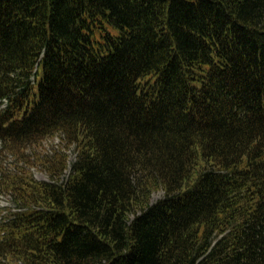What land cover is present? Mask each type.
I'll use <instances>...</instances> for the list:
<instances>
[{
    "label": "trees",
    "instance_id": "16d2710c",
    "mask_svg": "<svg viewBox=\"0 0 264 264\" xmlns=\"http://www.w3.org/2000/svg\"><path fill=\"white\" fill-rule=\"evenodd\" d=\"M3 101L76 158L0 177V264H264V0H0Z\"/></svg>",
    "mask_w": 264,
    "mask_h": 264
},
{
    "label": "rangeland",
    "instance_id": "374dc122",
    "mask_svg": "<svg viewBox=\"0 0 264 264\" xmlns=\"http://www.w3.org/2000/svg\"><path fill=\"white\" fill-rule=\"evenodd\" d=\"M33 81V80H32ZM4 105H0V110H3ZM63 137H55L54 139H46L38 146L24 145L20 149L8 152L3 148V142L0 140V177L20 175L25 172L32 176L33 179L41 182H56L52 181L47 171L45 170L42 162L44 157L52 155L53 151L58 154H64L67 158V169L64 171L63 176L59 179L58 183H62L66 180L70 173L72 163L75 161L76 154L74 146L65 148V143L62 142ZM24 144V143H23ZM5 148H9V141L4 144ZM15 148V144H11ZM22 149H25L22 151ZM163 197L162 192H157L152 195V201H156ZM17 209L14 199L10 192L5 189H0V221L6 219V217L15 212Z\"/></svg>",
    "mask_w": 264,
    "mask_h": 264
}]
</instances>
